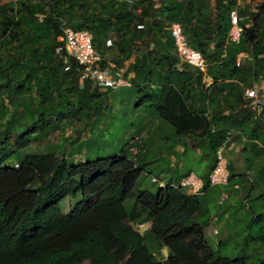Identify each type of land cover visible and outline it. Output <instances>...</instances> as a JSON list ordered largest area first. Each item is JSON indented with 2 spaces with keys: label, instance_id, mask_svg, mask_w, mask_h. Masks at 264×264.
<instances>
[{
  "label": "trees",
  "instance_id": "obj_1",
  "mask_svg": "<svg viewBox=\"0 0 264 264\" xmlns=\"http://www.w3.org/2000/svg\"><path fill=\"white\" fill-rule=\"evenodd\" d=\"M238 1L0 2V264H264L260 248L234 258L215 256L205 235L212 221L208 176L202 178V194L169 183L154 191L138 189L145 154L140 139L136 154L129 149L86 162L68 158L64 151L25 152L32 135L47 136L54 125L64 124L63 116L92 109L99 113L92 98L103 88L82 80L76 61L66 50L57 51L64 45L60 37L66 25L90 31L100 53L117 49L109 61L126 76L134 74L132 86L147 94L150 106L174 128L177 141L198 134L196 146H203L213 163L234 130L237 141L247 139L241 150L250 147L256 157L264 156V103L258 112L245 95L264 81V0L241 11ZM236 8L242 36L234 44L229 32ZM172 23L181 24L190 46L203 55L205 73L179 56L166 30ZM205 79L212 82L207 89ZM189 100L200 107L191 108ZM207 103L209 120L199 117L208 111ZM228 167L231 175L233 163ZM244 178H230L228 186L236 192L234 186ZM257 179L263 190L253 197L256 183L251 179L248 199L254 203L248 205L252 216L244 244L262 248L264 169ZM67 197L80 198L68 213L61 206ZM131 198L135 204L127 209ZM89 199L94 203L83 208ZM149 221L154 226L145 233L134 228ZM153 243L168 249L165 260L157 259Z\"/></svg>",
  "mask_w": 264,
  "mask_h": 264
},
{
  "label": "rangeland",
  "instance_id": "obj_2",
  "mask_svg": "<svg viewBox=\"0 0 264 264\" xmlns=\"http://www.w3.org/2000/svg\"><path fill=\"white\" fill-rule=\"evenodd\" d=\"M260 2L262 0H239V11L244 10L246 5L249 4L254 9ZM105 54L109 60H112L117 54V49L110 48L106 50ZM98 92L100 96H93L92 104L97 107L99 113L92 109L90 112L88 111V114L86 111H80L73 116L74 118L63 116L62 122L64 124L62 123L60 126L54 125L57 121L53 120L54 126L49 134L39 138H34L36 135H32V140L26 144L25 152L28 154H45L48 152L60 154L64 151L68 158L73 156L74 160L86 162L88 158L98 159L125 153L129 151V146L134 147V151L131 152L135 154L141 147V145L138 146L136 144L140 139L143 142L145 154L142 158L143 172L139 180L138 189L156 190L158 183L152 181L153 177L159 181H164L168 185L166 180L172 174L168 173L172 171L171 168L167 171H159L160 169L157 170L158 168L155 166L154 161L160 158V168H165V163H168V155H170L174 146L178 143L176 135H170L171 130H173L172 126L169 123H166L167 125L152 126V122H154V118L156 117V109L150 106L147 94L138 93L135 88L106 89ZM261 96L264 97V86L260 89ZM260 111H262V108ZM58 145L63 146L57 147ZM238 145L236 149L240 150V154L237 157L234 158L231 151H227L226 155L229 159L233 160L234 171L231 173L230 178L245 177L243 182L236 183L239 185V189L233 192L232 187L227 186V190L231 191L232 196L224 205H219L217 202L220 193L218 189L220 188L211 187L206 191L208 196L206 201L208 202L211 215L217 217L218 221L214 225L210 224L205 228V235L207 243L217 258L226 256L234 258L238 255L250 253L251 250L257 251L258 248L262 250L261 255L263 256L264 254V246L261 248L259 245L253 243L247 247L244 244L246 238L244 228L248 219L252 216L248 205L250 206L254 203L253 199H248L253 185L251 179L255 183L258 180L257 178L261 174V170L264 169V156L256 157V154L250 147H248L245 154H241L242 150L239 141ZM247 153V156L251 160H247ZM188 170L189 168L187 167L186 171ZM181 174L182 172H175V178L178 179ZM175 183L173 185H177L180 182ZM262 190V185L258 181L255 185L253 197H256V194H261ZM186 191L189 192L188 189ZM79 201L80 198L76 200L70 197L65 198L61 201L63 211L66 213L70 212ZM94 201L95 199H89L84 202L82 207L88 208ZM134 204L135 198L128 199L125 202L127 209H130ZM133 225L139 232L145 233L152 229L154 223L149 221L143 225ZM216 230H219L218 233L215 232ZM153 244L150 246L154 248L157 259L165 260L169 255L168 249L163 248L159 250Z\"/></svg>",
  "mask_w": 264,
  "mask_h": 264
},
{
  "label": "built area",
  "instance_id": "obj_3",
  "mask_svg": "<svg viewBox=\"0 0 264 264\" xmlns=\"http://www.w3.org/2000/svg\"><path fill=\"white\" fill-rule=\"evenodd\" d=\"M1 2H14L18 3L22 0H0ZM124 1L130 5L134 4V0H114ZM140 10L137 12L139 13ZM231 29L229 32V38L231 43H239L242 36V28L240 26L239 11L238 9L232 10L230 14ZM140 28L142 26H139ZM166 30L174 40L175 48L179 56L185 62L200 69L202 72L207 71V64L203 55L192 48L187 41L184 34L183 27L179 23H172L166 26ZM60 41L64 43L63 46L58 48V52H62L63 49L76 61L78 70L81 73L82 80H90L93 84L99 88L117 90L120 87L132 86L130 79L125 75V70L116 68L115 64L109 61L106 54L98 52L94 47L93 35L86 29L75 30L71 27L64 26L62 29V35ZM113 40L107 41V46L111 47ZM243 57V55H241ZM240 60V58H239ZM238 60V61H239ZM264 86V81L260 85H255L252 88L246 90V98L252 100V109L260 111L263 102L260 98V89ZM236 131L231 130L228 134L227 140L217 153L216 163L213 169L208 175L209 184L211 187H220L222 191L219 195L218 204L224 205L230 197L227 186L230 183V170L228 167V158L224 151L226 149H233L238 145V141L235 139ZM139 141V140H138ZM130 151H134V147H130ZM138 152V150H137ZM135 152V154L137 153ZM18 166V165H17ZM153 182L158 183L161 188H166L164 181H159L157 178L152 179ZM175 188H188L191 193L202 194L203 184L201 180L197 179L194 175L189 174L181 179L177 185L171 184ZM235 189H239V185L234 186ZM218 221L217 217L212 218V223ZM218 233V230L215 231Z\"/></svg>",
  "mask_w": 264,
  "mask_h": 264
},
{
  "label": "crops",
  "instance_id": "obj_4",
  "mask_svg": "<svg viewBox=\"0 0 264 264\" xmlns=\"http://www.w3.org/2000/svg\"><path fill=\"white\" fill-rule=\"evenodd\" d=\"M128 66V63L126 64V67ZM125 69V68H124ZM134 74L131 73L127 76V78H133ZM206 83L205 89H207L209 86V84H211V80L205 79L204 80ZM209 83V84H208ZM208 84V85H207ZM93 87L94 84H93ZM121 88H127L126 86L120 87ZM130 88H135L133 86H130ZM117 89V90H119ZM137 89V88H135ZM101 90H106V89H100ZM262 102L264 103V97L261 96L260 97ZM186 104L188 106H191V108L194 109H198L200 107V104H195L193 102H191V100L186 101ZM221 104H223V102H221ZM201 106L203 107V104H201ZM218 106V105H217ZM216 104L212 106V108H215ZM188 108V107H187ZM204 108V107H203ZM207 110L206 112H203L199 115V117L204 118L205 120H209L211 118V110L209 109L208 103H207ZM155 118H154V122H152V126H161V125H167L166 121H163L164 119L162 118V116L159 114V112H155ZM188 117L194 118L196 117V115H188ZM152 127V128H153ZM151 128V129H152ZM173 128V127H172ZM205 128V127H204ZM204 128H202L201 130H199L198 132H202L204 130ZM170 135H176L175 134V130L173 128V130H171V134ZM198 134H191V135H186L184 137L178 138V143L174 146L173 151L170 153V155H168V163H165V168H160V158L155 159L154 163L155 166L158 168L157 170L159 171H163V170H169V168H171L172 171H169L168 173H172L169 177H167L166 182L169 184H176L175 182H180L181 179H183L186 176H188L189 174L194 175L197 179L201 180V183L203 184V177L204 176H208L210 171H211V167L210 166H214L216 159L214 160L213 163H211V161L206 158L208 153H206L204 151L203 146H196L198 143ZM163 140V139H161ZM201 141V139H199ZM240 143V148L243 147L245 144H247V139L245 137L242 138L241 141H239ZM237 147L233 148V149H227L226 151H224L225 155L227 151H231L232 156L235 158L240 154V150L238 151V149H236ZM172 150V149H171ZM244 152V153H243ZM241 154H245V151L242 150ZM248 153L246 154V157L249 158V156H247ZM227 157V155H226ZM228 158V157H227ZM229 162H233L232 159H229ZM147 163V162H145ZM150 163V162H149ZM148 163V164H149ZM189 168L188 171H186V168ZM175 172H182V174L177 178H175L174 173ZM188 174V175H187ZM213 188V187H212ZM220 187H217V189ZM188 188H185L184 190H186ZM189 190V189H188ZM222 190V188L218 189ZM190 192V190H189ZM191 193V192H190ZM220 195V193H219ZM219 198V196H218ZM218 202V201H217ZM215 217L214 215H212V218ZM210 224H215V223H210ZM219 231V230H218ZM206 233V232H205Z\"/></svg>",
  "mask_w": 264,
  "mask_h": 264
}]
</instances>
